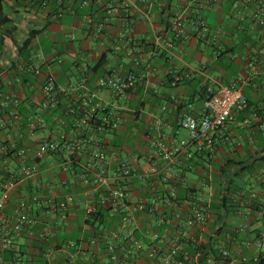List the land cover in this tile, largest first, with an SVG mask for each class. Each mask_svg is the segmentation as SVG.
Returning <instances> with one entry per match:
<instances>
[{
	"label": "crops",
	"instance_id": "crops-1",
	"mask_svg": "<svg viewBox=\"0 0 264 264\" xmlns=\"http://www.w3.org/2000/svg\"><path fill=\"white\" fill-rule=\"evenodd\" d=\"M231 1H221L209 10L194 0H133L129 9L119 6L117 0H92L88 6H82L81 0H2L3 18L8 22L0 26V186L32 163L27 155L19 157V150L30 151L42 140L59 144L73 140L83 142L85 149L74 159L72 170L88 160L89 152L102 149V142L111 161L128 158L139 164L155 163L160 171L156 185L164 190L176 189L182 217L191 213L195 201L209 200L210 193L212 201L236 173H240L235 179L244 186L247 200L264 202V191L258 183L241 178L245 172H239L251 165H264V37L257 42L249 25L234 26L229 13ZM108 6L115 8L112 16H106ZM59 9L61 17H57ZM141 11H149L156 32L165 36H169L167 25L175 12L200 18L210 32H218L219 45L198 40L190 29L186 39L158 51L150 23L138 19ZM103 19L98 34L96 27ZM250 62L257 65L256 72ZM128 72L135 75V87L120 97L97 86L104 74ZM48 75L53 77L58 104L42 110V84ZM175 77L181 79L173 85ZM238 79L246 82L237 84L248 104L245 110L233 112L225 129L227 141L218 140L212 149L202 151L187 145L170 161L157 155L158 142L172 148L189 139L188 131L177 126V119L184 113L199 117L208 87ZM5 97L17 103L2 104ZM107 110L119 123L116 130L102 135L89 119L94 116L102 121ZM37 166L38 176L11 193L4 214L10 219L21 197L37 195L40 205L31 203L28 208L34 221L29 230L35 233L58 219L46 205L73 194L75 203L69 208L68 219L54 229L59 247L54 259L78 262V250L87 246L84 206L91 200L78 195L76 175L63 169L58 153L45 155ZM64 179L69 183L62 186ZM204 184L210 185L209 189ZM130 188L134 193L139 190L136 182ZM240 200L238 216L228 222L236 232L246 235L241 240L230 235L225 242L219 236L218 240L225 243L220 246L231 255L246 253L253 257L259 249L245 248V241H254L257 232L264 231V219L245 206L246 199ZM160 210L173 232V209L160 206ZM214 216L211 209L204 227L185 228L182 236L186 240L204 239L212 233ZM154 226V219L144 222V231ZM31 238L24 232L18 239L21 255L32 247ZM76 240L78 244H74ZM71 244L77 245L75 252L66 248L73 247ZM22 259L40 263L39 257L29 251ZM147 260L143 257L140 261L149 264ZM102 264L109 263L102 259ZM254 264H264V256Z\"/></svg>",
	"mask_w": 264,
	"mask_h": 264
},
{
	"label": "built area",
	"instance_id": "built-area-1",
	"mask_svg": "<svg viewBox=\"0 0 264 264\" xmlns=\"http://www.w3.org/2000/svg\"><path fill=\"white\" fill-rule=\"evenodd\" d=\"M117 1L119 6L124 9L133 7V0ZM194 1L200 7L212 10L224 0ZM90 2L91 0H81V5L88 6ZM114 11V7L108 6L105 10L106 16L107 14L112 16ZM229 13L234 26L249 25L254 38L260 42V39L264 37V0H232ZM61 15L62 10L59 9L57 17H61ZM138 19L150 23L154 33V45L158 51L169 49L176 41L186 39L190 29L194 30L198 40L208 42L213 46L219 45L218 32H210L202 19L186 16L180 11L175 12L169 20L167 25L169 36L156 32L151 23L149 11H141ZM105 20L103 19L102 23L97 25L96 32L98 34L103 29ZM249 66L254 72L258 70L257 65L253 62H250ZM38 70V67L34 68L35 72ZM180 79L181 77H175L172 84L175 85ZM135 82L133 72L123 75L113 73L102 75L97 81V86L109 91L115 97H120L133 90ZM238 82L246 83L238 79V81L229 84L208 87L202 99V111L199 117L184 113L177 119V126L188 131L189 139L179 141L177 146L172 148L163 142H158L156 144L157 155L165 161H170L187 145H195L199 151H202L212 149L218 140L227 141L228 136L225 129L233 112L245 110L248 104L242 87L237 84ZM42 91L45 96L40 102L39 108L42 110L55 108L58 104V97L52 76L45 77ZM7 103H17V101L5 97L2 104L6 105ZM89 120L92 121L96 130L102 132V135L116 130L119 123L110 110L102 115V121L93 117ZM85 122L82 121V123ZM84 149V143L80 141L72 140L65 144H59L53 140H42L30 151L19 150L17 152L19 157L27 155L32 163L20 168L14 176L5 180L0 186V264H32L29 259H22L26 251L38 257L41 255L39 259H42L44 264H54L55 262L54 254L59 252V248H56L54 229L62 227L63 221L68 219L69 208L75 203L73 194H65L62 199L50 201L46 205L47 210L58 219L54 220L52 226L45 224L35 233L29 230L34 221L28 215V208L31 203L40 205L37 195L21 197L10 219L4 214L11 193L38 176L37 162L50 153H58L63 169L76 175L78 195L91 200L84 206V212L87 216L97 213L99 207L103 211L106 210L111 217L116 218V221L110 222V232L104 234L106 241L102 240L104 238L102 236H91L90 244H87L85 249L78 250L80 256L75 264H102V259L107 260L109 264H142L140 260L143 257L148 259L149 264H199L198 254L188 255L186 251L187 240L182 236L185 234L182 233V230L195 225L200 227L206 225L213 194H209L206 206H193L191 213L187 217H182L176 189L164 190L156 185L160 171L155 163L145 161L143 164H139L137 160L128 158L111 161L102 142V149L97 148L89 152L88 160L77 170H72L74 159L81 155ZM207 177L210 182V173H207ZM262 180H264V176H262ZM134 182L139 187L137 193L132 192L135 190L130 188ZM68 183V180L64 179L61 185L65 186ZM209 186L204 184L205 188L209 189ZM160 206L173 209L174 233L166 226L165 213L161 212ZM260 209L259 214H264V202H262ZM153 219L155 220L153 229L144 231V222L150 223ZM24 232L43 242V250L31 247L29 250L23 251L24 254L21 255L22 252L17 241ZM135 234L147 238L149 245L146 247L141 245L142 241L135 238ZM102 245H104V250ZM73 247L78 249V247ZM251 247H255L259 251L250 259L245 254L233 256L230 251L223 249L221 251L222 257L229 258V261H221V263L246 264L249 261H257L260 251H264V231H260L254 241H245V248ZM125 257L131 261H125ZM70 260L72 261V259ZM207 263L217 264L212 259H208Z\"/></svg>",
	"mask_w": 264,
	"mask_h": 264
},
{
	"label": "trees",
	"instance_id": "trees-1",
	"mask_svg": "<svg viewBox=\"0 0 264 264\" xmlns=\"http://www.w3.org/2000/svg\"><path fill=\"white\" fill-rule=\"evenodd\" d=\"M7 22L8 21L5 18H3L2 0H0V26L6 25ZM63 112L64 110L61 112V114ZM93 118L95 117L93 116ZM239 172H245V174L242 175L243 177L241 178L249 177L252 180H255L258 183V186L261 189V191H264V180H262V176H264V165H261L259 168H256L253 165H251L250 167H244L240 169ZM239 174L240 173H236L233 176V178L227 180L226 184L217 193L218 195L216 197L214 195V199H212V201L210 202L209 208L210 210L212 209L213 212L215 213L214 220L212 222L213 226L211 228L212 233L209 232L210 235L205 236V238L201 239L200 241L187 240L186 251L188 252L189 256L198 254L199 264H209L207 263L208 259H212L213 261H216L217 264L221 263V261L228 262L229 258H223L221 253V251L226 248L221 247L220 244H225L224 239H227V236L229 235L238 240H241L246 235L245 233L236 232L234 229H232L231 225H229L228 222L230 219L237 217L240 212V206H241L240 197L247 200L244 193L245 192L244 186L240 185L235 179ZM195 202H196L195 206L207 205L206 201L204 203H200L197 201ZM243 202H245V206L248 207L252 212H256L258 214L260 213L261 210L260 208L262 204L261 202L253 199ZM261 218L264 219V214H261ZM111 221L112 222L116 221V218L111 217L106 210L103 211L99 207L97 208V213L93 215H88L85 219V224L88 226V232L86 233L85 236L87 244H90L89 239L91 236H102L103 238L105 236L104 234L110 232L109 229H110ZM134 236L135 238L142 241L143 243L142 245L144 247L149 245V240L147 238L145 237L142 238L141 236L136 234ZM218 236L222 237L221 240H224V242L218 240ZM257 237H258V232L254 240ZM102 240L106 241V237H104ZM30 241H31L30 245L32 247L38 248L41 251L43 250L42 249L43 242L39 241L37 238L34 237L31 238ZM78 243H79L78 240L74 241V244H78ZM74 246L76 247L77 245ZM227 246H229V243H227ZM56 248L58 249L59 247L56 246ZM66 248L70 252H75L76 250L74 247H69V245H66ZM102 249L104 250V245H102ZM262 256H264V253L260 252L257 261H249V263L246 264H254L256 262L259 263L261 262ZM40 257L41 255H39V258ZM248 258L250 259L251 257ZM124 260L131 261L128 257H125ZM39 264H44L42 259H40ZM54 264H75V263L72 262L70 259L65 258L61 262H54Z\"/></svg>",
	"mask_w": 264,
	"mask_h": 264
}]
</instances>
